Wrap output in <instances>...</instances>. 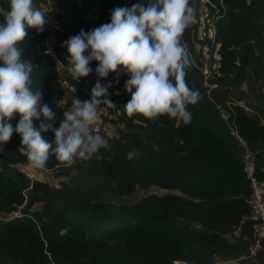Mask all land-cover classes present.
Here are the masks:
<instances>
[{"label": "trees", "instance_id": "trees-1", "mask_svg": "<svg viewBox=\"0 0 264 264\" xmlns=\"http://www.w3.org/2000/svg\"><path fill=\"white\" fill-rule=\"evenodd\" d=\"M38 1L23 10L0 0V216L20 212L0 217V264H214L246 253L255 239L249 165L264 181V0H224L212 89L200 70L199 11L190 23L186 0H67L58 14L65 43L92 41L93 92L110 112L119 104L122 129L94 135L91 158L72 167L89 178L63 190L21 172L30 159L50 171L67 162L61 77L45 53ZM143 41L146 68L111 79ZM158 52L165 58H151ZM62 60L79 61L73 52ZM154 188L165 193L132 205L105 199Z\"/></svg>", "mask_w": 264, "mask_h": 264}, {"label": "built area", "instance_id": "built-area-1", "mask_svg": "<svg viewBox=\"0 0 264 264\" xmlns=\"http://www.w3.org/2000/svg\"><path fill=\"white\" fill-rule=\"evenodd\" d=\"M199 3V18L197 39L204 43L201 49L200 62L202 67L200 70L204 76L205 87L209 89L215 88L216 85L210 86L209 79L212 77L219 78L221 76L220 69L222 67V42L218 38L217 23L220 18L221 10H225L224 0H198ZM38 21L46 26L47 35L44 41L45 53L54 61L58 73L61 77L62 89L69 90L70 93L81 94L85 96L90 106L86 103L79 104V110L86 112L85 117H80L74 123V133L69 143L66 145L67 162L64 167H74L78 162L80 145L75 140V132L78 128L90 132L92 135H107L109 134V126L107 119L109 109L101 103L95 96L93 89L96 85V79L90 71H86L77 62H64L62 57L57 56L60 38L63 37L65 28L62 25L58 14L50 9H43L38 17ZM164 59L163 52H158L151 58ZM222 118L226 121L230 119L222 112ZM234 121V120H233ZM237 138V132L233 128L232 132ZM242 142V140L239 138ZM245 161H251V154L245 155ZM41 165V159H30L28 164L21 168V172L26 175L31 181H38L35 173V167ZM249 176L252 185V194L248 200L251 208L250 220L254 223V242L249 246L246 253L242 254L238 259L231 260L226 264H240V262L255 257L259 251H262L264 241V181H258L253 177L252 167H248ZM173 264H189L184 261H174Z\"/></svg>", "mask_w": 264, "mask_h": 264}, {"label": "rangeland", "instance_id": "rangeland-1", "mask_svg": "<svg viewBox=\"0 0 264 264\" xmlns=\"http://www.w3.org/2000/svg\"><path fill=\"white\" fill-rule=\"evenodd\" d=\"M31 0H20V8L25 10L29 8V5L31 4ZM42 7L43 9H50L54 11L56 14H63L65 9L67 8V0H39L37 3V8L39 9ZM196 10H199V3L198 0H186L185 5V12L187 15V19L190 23H193L194 21V14L196 13ZM85 41V40H83ZM72 41H68L65 43V37H61L59 41L57 56L62 58H67V54L69 52H73L74 56L79 60L77 63L81 65L85 70L88 67V62L94 57L95 53L97 52V49L94 48L92 41H85L82 48H76L71 43ZM146 43L145 41L141 43L134 42L132 46L128 49V53L132 57V61L129 63H120L114 70L111 71V79L116 80L126 69L129 71L131 69H144L146 68L143 65H140L139 59L142 56V51L146 50ZM126 81L130 83L129 76H126ZM260 84V80H259ZM115 83V93L120 94L125 92V88H121L119 86H116ZM136 87L139 91H144L145 88L140 84H136ZM80 103H86V106L89 107L90 103L88 99L81 95V94H74L70 93L69 90L62 89L61 92V107L66 109V123L69 126L67 132H66V144L69 143L70 139L72 138V135L74 133V123L77 119L80 117H85L86 112L88 110H85L84 112L79 110V104ZM261 104H264V101H262ZM117 103L114 110L112 112L109 111V116L107 119V123L109 126V134L110 136H116L119 129H122V125L117 124V114L121 113V108L118 106ZM230 107V104H229ZM223 114L225 116H229L228 111L223 110ZM226 121V120H225ZM75 140L80 145V152L78 155V158L82 161H87L91 158L93 147L95 143V136L92 135L90 132L85 131L81 128L77 129V132H75ZM35 173L37 175L38 181L49 183L53 188L63 190V185L70 184L74 181H77L78 176H82L86 179L89 178V176L85 175L80 168H71L68 169L66 167H60L57 170L50 171L43 166H36L35 167ZM77 179V180H76ZM165 191H162L160 189H151L148 192H143L141 189H137V191L132 194L129 197H116L112 195H105V199L111 201L115 205L120 204H134L139 200L141 196H146L148 194H164ZM28 195V194H26ZM44 201V200H42ZM44 202H39V204L36 205V207H39ZM24 206L20 207L21 210ZM20 212L15 213H3L0 217L4 220H10L15 217H18ZM238 234H235L233 238H231L232 241L236 239ZM240 257V256H239ZM238 256H229V255H221L215 258L214 264H226L227 262L238 259ZM240 264H264V246L262 247V252L258 253L255 257L246 259Z\"/></svg>", "mask_w": 264, "mask_h": 264}]
</instances>
